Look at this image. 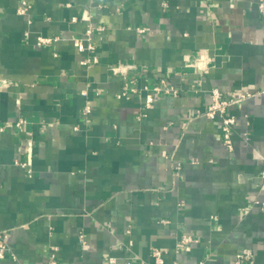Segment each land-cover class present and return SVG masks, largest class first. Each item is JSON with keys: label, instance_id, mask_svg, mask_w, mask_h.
<instances>
[{"label": "crops", "instance_id": "crops-1", "mask_svg": "<svg viewBox=\"0 0 264 264\" xmlns=\"http://www.w3.org/2000/svg\"><path fill=\"white\" fill-rule=\"evenodd\" d=\"M22 1L30 8L19 15ZM256 1L0 0V231L14 254L0 264H48L54 247L59 264H154L152 248L165 263L233 264L247 249L251 264H264V15ZM88 12L105 32L94 38L98 63L83 66L88 54L72 40ZM39 36L58 40L41 46ZM189 57L208 59L203 75L184 67ZM120 64L135 67L139 86L165 76L181 94L158 95L147 110L118 98L123 77L111 68ZM211 90L248 94L228 108L231 152L219 118L194 116ZM181 234L197 242L176 253Z\"/></svg>", "mask_w": 264, "mask_h": 264}, {"label": "built area", "instance_id": "built-area-1", "mask_svg": "<svg viewBox=\"0 0 264 264\" xmlns=\"http://www.w3.org/2000/svg\"><path fill=\"white\" fill-rule=\"evenodd\" d=\"M67 6H70L67 4ZM98 8H102V4L97 5ZM30 5L26 1H22L16 8V13L19 15H24L29 10ZM255 8L259 14L264 15V0H257L255 3ZM92 16L88 12L87 14V25L83 31V33L73 38L72 43L74 48L80 53H86L84 59L81 60V65L87 66L90 64H97L98 59L94 55V51L96 49L94 38L96 34L105 32V28L102 26H97L92 23ZM77 18L72 17L71 22H76ZM130 29V28H128ZM138 33L143 34L147 30L145 27H136L134 28ZM57 37H37V43L41 46L49 45L50 43L57 41ZM208 59L206 58H192L189 57L184 62V67L188 69H192L199 75H203L207 66ZM134 66L132 64H120L113 66L111 71L116 75H121L123 77L122 85L119 94L117 95L118 98L121 97H128V98H136L141 100V105L144 110L149 109L152 104L154 103L155 97L158 95H165V96H172L176 97L181 94L180 89L170 84L168 78L165 76L163 77H155L156 80L154 84L151 86L138 85V78L137 74H134L132 71L134 70ZM81 95L85 96L86 92L81 91ZM248 97V94H242L238 98L230 99L224 97L218 90H211L210 91V103L208 106L203 110H198L194 116H202L207 118L208 120H214L215 118H219L220 120V137L221 142L225 149L228 152L232 151V132L233 126L235 124V117L228 113V108L238 103L239 101L244 100ZM91 113V109L89 106H84L81 111V117L84 122H88L89 115ZM25 124V120L19 118L15 121L14 128H20ZM77 127H75V130ZM5 131V126L0 125V133ZM14 165L24 169L28 177L33 175V172L28 163L23 162L21 160H15ZM262 179L264 180V171L262 173ZM182 204H180L181 206ZM8 239V231H0V260L4 259L6 256L14 258V254L12 253L11 249L7 243ZM80 242L84 245L83 236L80 235ZM197 240L194 239L191 235L181 234L178 238V242L176 245V253H179L182 249L189 246L190 244L196 243ZM131 245V243L129 244ZM58 249L54 247L48 259V264H59V260L57 257ZM164 252L158 248H152L151 250V258L154 264H178L177 261H172L171 263H165L163 259ZM109 262L113 263V259L109 258ZM241 263H252V253L250 250H242L235 255L233 264H241ZM125 264H134L132 261H127ZM202 264V263H200Z\"/></svg>", "mask_w": 264, "mask_h": 264}]
</instances>
